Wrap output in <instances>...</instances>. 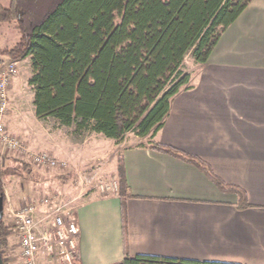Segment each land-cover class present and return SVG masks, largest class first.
Returning <instances> with one entry per match:
<instances>
[{
    "label": "crops",
    "instance_id": "0c3cea01",
    "mask_svg": "<svg viewBox=\"0 0 264 264\" xmlns=\"http://www.w3.org/2000/svg\"><path fill=\"white\" fill-rule=\"evenodd\" d=\"M189 73L192 89L172 98L157 136L128 135L119 146L132 196L125 201L129 254L264 264V0H252L208 61L193 62ZM152 143L199 159L225 184L244 191L249 207L239 210L236 194L221 192L196 166L150 149ZM6 177L7 225L29 194L20 177H8L14 180L11 188ZM76 199L80 251L75 263L120 264L117 192Z\"/></svg>",
    "mask_w": 264,
    "mask_h": 264
},
{
    "label": "trees",
    "instance_id": "16d2710c",
    "mask_svg": "<svg viewBox=\"0 0 264 264\" xmlns=\"http://www.w3.org/2000/svg\"><path fill=\"white\" fill-rule=\"evenodd\" d=\"M252 0H11L0 5V25L15 24L20 40L2 53L30 59L28 81L38 119H55L78 135L123 142L128 135L153 140L163 129L171 100L191 90L185 61L205 64L224 31ZM200 169L223 193L247 195L225 184L195 157L152 143ZM26 167V165H23ZM0 168V199L6 203ZM124 259L120 264H234L148 255L130 256L125 201L131 198L125 170L118 167ZM12 227L0 217V251Z\"/></svg>",
    "mask_w": 264,
    "mask_h": 264
},
{
    "label": "rangeland",
    "instance_id": "374dc122",
    "mask_svg": "<svg viewBox=\"0 0 264 264\" xmlns=\"http://www.w3.org/2000/svg\"><path fill=\"white\" fill-rule=\"evenodd\" d=\"M10 1L0 0V5L9 8ZM19 40L20 34L15 24L0 25V76L11 62L18 63L17 75L7 90L9 106L4 118L5 130L7 136L19 139L26 150L11 151L0 143V166L1 170H6L3 171V179L5 176L11 179L20 177L21 186L29 194L27 200L38 202L47 198L54 201L49 207L40 208L37 214L44 226L50 220L48 215L52 216L56 207L75 210L76 198L118 192V167L121 161L119 146L122 142L96 134L80 136L74 127H63L53 118L38 119L33 106L34 93L28 85L32 76L30 59L14 61L2 53L5 49H13ZM192 64V58L187 56L186 72L191 71ZM34 154H48L59 164L55 167L35 164L31 156ZM8 177L5 184L11 188L14 180ZM7 226L12 227V235L2 252L4 264H21L17 219L14 217V221L8 222ZM10 240H13L12 246Z\"/></svg>",
    "mask_w": 264,
    "mask_h": 264
},
{
    "label": "built area",
    "instance_id": "2783aa9c",
    "mask_svg": "<svg viewBox=\"0 0 264 264\" xmlns=\"http://www.w3.org/2000/svg\"><path fill=\"white\" fill-rule=\"evenodd\" d=\"M17 62H11L0 76V143L11 151H24L19 139L7 136L4 118L8 111L7 90L11 80L17 75ZM33 162L38 165L55 167L59 164L48 154H34ZM63 165H67L63 163ZM54 204L50 199L38 202L28 201L15 213L20 236L21 264H74L80 251V226L75 210L56 207L48 222L41 225L37 214L40 208ZM49 207V206H48Z\"/></svg>",
    "mask_w": 264,
    "mask_h": 264
},
{
    "label": "water",
    "instance_id": "95a60500",
    "mask_svg": "<svg viewBox=\"0 0 264 264\" xmlns=\"http://www.w3.org/2000/svg\"><path fill=\"white\" fill-rule=\"evenodd\" d=\"M3 213H4V205H3V200L0 199V217L3 218ZM0 264H4L2 253L0 251Z\"/></svg>",
    "mask_w": 264,
    "mask_h": 264
}]
</instances>
